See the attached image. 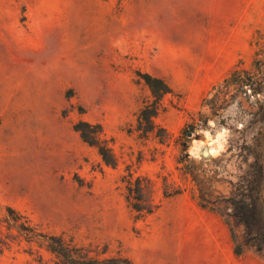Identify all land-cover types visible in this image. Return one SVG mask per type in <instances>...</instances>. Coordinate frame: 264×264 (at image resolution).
<instances>
[{"label":"rangeland","instance_id":"374dc122","mask_svg":"<svg viewBox=\"0 0 264 264\" xmlns=\"http://www.w3.org/2000/svg\"><path fill=\"white\" fill-rule=\"evenodd\" d=\"M258 31L264 0H0V203L99 259L264 264V179L253 228L224 214L248 170L229 130L212 119L176 141L213 84L239 60L251 65ZM141 72L172 88L155 117L168 144L138 129L155 99ZM79 120L103 125L116 166L82 139ZM129 173L154 180L152 214L127 202ZM164 179L181 193L166 197ZM42 252L0 251V264H58Z\"/></svg>","mask_w":264,"mask_h":264},{"label":"trees","instance_id":"16d2710c","mask_svg":"<svg viewBox=\"0 0 264 264\" xmlns=\"http://www.w3.org/2000/svg\"><path fill=\"white\" fill-rule=\"evenodd\" d=\"M253 43L256 47L251 65L245 66L243 60L231 69L220 81L213 84L204 96L197 115L189 123L190 129L182 131L177 142L189 139L198 130L210 128L213 119L219 127L229 130V143L238 149V156L248 166L245 181L234 187L230 195L223 199L226 209L224 214L235 217L248 227H254L259 203V188L264 179V31H258ZM149 87L153 97L146 104L138 117V129L145 135L154 133L159 142L168 144L172 134L155 122L162 97L172 91L169 83L147 72L138 73ZM204 109L206 111H204ZM82 139L97 148L103 161L116 166L118 158L101 123L79 120L74 124ZM180 144V143H179ZM187 146L186 141L182 143ZM178 162H183L178 159ZM192 174L197 184L199 198L203 206L217 210V205L210 201L204 191L203 179L199 174ZM126 200L133 210L140 215L155 212L159 204L155 202V182L148 176L124 175ZM172 183L164 179L163 191L166 197L181 193V187L173 188ZM23 248L38 261L44 258L43 250L51 253L58 264H134L129 259H99L90 256L83 248L77 247L57 234L45 232L28 214L12 205L0 203V251ZM236 254L241 255L240 245Z\"/></svg>","mask_w":264,"mask_h":264}]
</instances>
